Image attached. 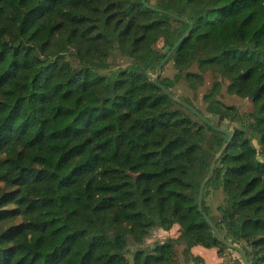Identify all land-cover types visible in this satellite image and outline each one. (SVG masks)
Wrapping results in <instances>:
<instances>
[{"label":"trees","instance_id":"16d2710c","mask_svg":"<svg viewBox=\"0 0 264 264\" xmlns=\"http://www.w3.org/2000/svg\"><path fill=\"white\" fill-rule=\"evenodd\" d=\"M172 50L162 70L176 73L159 83L236 123L203 210L264 264V0H0V264H190L203 262L195 246L231 250L198 206L228 135L154 83ZM115 51L128 63L111 69ZM207 71L251 111L219 99L221 80L205 111L176 93ZM211 187L225 195L218 215ZM176 224L178 236L142 246Z\"/></svg>","mask_w":264,"mask_h":264},{"label":"rangeland","instance_id":"374dc122","mask_svg":"<svg viewBox=\"0 0 264 264\" xmlns=\"http://www.w3.org/2000/svg\"><path fill=\"white\" fill-rule=\"evenodd\" d=\"M161 46H162V43L158 44V47H161ZM110 62H111L110 68L116 69L118 66L126 65L128 63V59L120 55L118 51H115L111 55ZM192 70L197 71V67L194 66ZM175 73H176V70L173 68V65L169 64L166 66L165 70L161 71V76L162 77H165V76L173 77ZM152 75L155 77L156 73ZM216 80L222 81V90H221V93L219 94V99H221L227 105H233V106L238 107L239 111L243 115L244 113H248L251 111L252 104L247 98H242L240 96L229 94L227 92L226 88H227L229 81L228 79L223 78L222 75L219 74L218 72L207 71L204 74L203 84L200 85L196 90L190 89L188 85L184 81H182V83L175 88V91L178 95L189 97L193 101V103H195L199 108L205 111L206 102L204 101L203 96L205 93H207L211 89L214 81ZM213 121L216 125L220 126L221 128L230 130V131H233L236 126V123L231 122L228 119H222L220 117H213ZM224 197L225 195L221 187L220 188H213V187L210 188L208 196H207V203L213 215L219 214L218 207L222 205V203L224 202ZM179 228H180L179 225L176 224L171 228V230H164L161 228L153 229L150 236L145 240L142 246L152 247L156 242L165 241L170 237H176L180 233ZM138 247L139 245H136L133 242L130 243L129 253H128V256L130 259H132V253ZM183 249H184L183 245L177 246V255L180 261H184V255L182 252ZM206 249L203 251H199L200 247L196 248V251H199L197 253L204 254V255H201V257H203L202 258L203 262L202 263L192 262L193 264H214L212 263L214 259V255H215L214 250L213 249L206 250ZM231 250H227L225 255L222 256L224 257L226 263L227 264H237L238 262L239 264H241V260H239L240 254L238 255L236 254V252L231 251ZM218 264H220V262Z\"/></svg>","mask_w":264,"mask_h":264},{"label":"water","instance_id":"95a60500","mask_svg":"<svg viewBox=\"0 0 264 264\" xmlns=\"http://www.w3.org/2000/svg\"><path fill=\"white\" fill-rule=\"evenodd\" d=\"M144 3L147 4V0H144ZM163 12V11H161ZM176 17V16H174ZM180 19V18H179ZM190 33V31H188L184 37L177 43V45L174 47V49L184 40L186 39V37L188 36V34ZM173 50L168 54V56L160 63V65L157 67L156 70V75L154 77V83L158 86H160L173 100H175L176 102L180 103L181 105L185 106L186 108H188L190 111H192L193 113H195L196 115H198L203 121H205L206 123H208L210 126H212L214 129H216L217 131L223 132L225 134L228 135V141L223 145L222 149L220 150V152L217 154V156L215 157V159L212 161V164L210 166L209 172L207 177L204 179V181L202 182L201 188H200V192H199V200H198V206H199V210L200 212L203 214L205 220L211 225V227L213 228L214 232L216 233L217 237L219 238L220 241H222L227 247H229L232 250H235L237 252L240 253L242 260L244 262V264H249V260L247 257V254L245 253V251L243 250V248H241L240 246L236 245V244H232L230 243L225 237L224 235L221 233V231L219 230V228L216 226V224L210 219V217L204 212L203 210V200H204V192H205V187L207 185V183L211 180V178L213 177V173H214V169H215V165L218 161V159L222 156V154L225 152V150L228 148V146L231 144L232 139H233V133L230 130H226L223 129L217 125H215L214 123H212L207 117H205L204 115H202L201 113H199L194 107H192L190 104L186 103L185 101L175 97L172 93H170L165 87H163L160 83H159V78L161 76V71L163 69V66L166 64V62L168 61L170 55L172 54Z\"/></svg>","mask_w":264,"mask_h":264},{"label":"crops","instance_id":"0c3cea01","mask_svg":"<svg viewBox=\"0 0 264 264\" xmlns=\"http://www.w3.org/2000/svg\"><path fill=\"white\" fill-rule=\"evenodd\" d=\"M198 247H200V250H199V251H203V250L206 249V248L203 247V246H195V247L192 248V253H193L194 255H196V256L204 255V254H199V253H197V252H199V251H196V248H198ZM208 249H213L214 252H215L214 259H213V262H212V263H214V264H218V263L220 262V264H221L223 261H225L224 257H220V256L218 255L216 249H214V248H207L206 250H208ZM202 258H203V257H202ZM235 258H236V257H235ZM191 264H193V263H191ZM237 264H239V263L237 262Z\"/></svg>","mask_w":264,"mask_h":264}]
</instances>
